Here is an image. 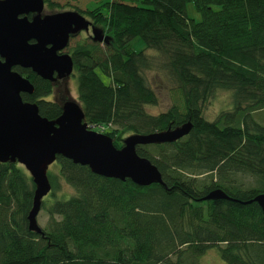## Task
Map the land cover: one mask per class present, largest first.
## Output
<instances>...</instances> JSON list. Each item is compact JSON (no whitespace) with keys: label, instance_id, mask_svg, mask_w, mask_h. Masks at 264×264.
Segmentation results:
<instances>
[{"label":"trees","instance_id":"1","mask_svg":"<svg viewBox=\"0 0 264 264\" xmlns=\"http://www.w3.org/2000/svg\"><path fill=\"white\" fill-rule=\"evenodd\" d=\"M54 1L43 0L50 9ZM189 3L199 21L187 15ZM77 12L109 37L106 44L89 35L68 49L89 129L117 149L131 134L191 129L173 143L136 147L163 185L103 178L57 156L56 173L47 171L41 234L28 230L30 176L0 163V264H200L213 248L225 264H264L263 211L243 204L264 194V122L254 115L264 112V0H89ZM149 50L176 83L182 109L145 110L158 102L144 76ZM13 71L34 87L23 102L57 119L62 106L48 99L52 82ZM217 91L231 93L232 108L208 121L204 105ZM59 179L74 193L57 198ZM214 190L229 200H205Z\"/></svg>","mask_w":264,"mask_h":264},{"label":"water","instance_id":"2","mask_svg":"<svg viewBox=\"0 0 264 264\" xmlns=\"http://www.w3.org/2000/svg\"><path fill=\"white\" fill-rule=\"evenodd\" d=\"M43 11V0H0V163L19 164L30 175L35 190L28 230L37 234L41 228L36 218L43 198L51 191L47 170L57 156L103 178L130 180L139 187L163 185L157 167L138 156L136 147L173 143L191 129V123H186L159 133L131 134L117 149L110 137L89 129L79 104L65 102L61 115L48 120L39 114L36 104L23 102L21 94L31 95L34 87L14 67L55 82L73 75L72 58L62 53L71 37L86 32L93 41L109 42V37L78 12L42 17ZM204 199L229 200L221 190L211 191ZM252 202L264 214V194L243 204Z\"/></svg>","mask_w":264,"mask_h":264},{"label":"rangeland","instance_id":"3","mask_svg":"<svg viewBox=\"0 0 264 264\" xmlns=\"http://www.w3.org/2000/svg\"><path fill=\"white\" fill-rule=\"evenodd\" d=\"M88 1L89 0H78L77 2H69L67 0H56L54 2L57 4V7L54 9H50L46 5H44V11L42 12L41 15L43 17L44 15L55 14V13H60V12H65V11H75V12H77V10L84 11ZM186 11H187V15L191 19H195L196 21L200 20V17L196 13L192 3L187 4ZM81 15L86 20L91 22L87 16L83 14ZM93 26L101 30L104 33V30L101 27L95 26V25ZM88 37H89L88 33L81 32V35L75 36L74 38L70 40L69 48H71V46L74 45L77 41L83 40L84 38H88ZM135 48L137 50L142 49L143 48L142 43L136 44ZM146 53L149 56L153 57L152 59L153 63H152V67L150 70L144 71V76L146 78L148 85L152 88L155 95L157 96L158 102L154 106L145 107V110L147 111V113L151 115H158L159 113L167 111L173 105L177 106L179 109H182L183 101H182V97L180 95V91L176 83L165 71L159 68L158 66L159 59L158 57H156L155 51L149 50V51H146ZM48 99L53 102L59 103L61 106L65 102H68V101L79 104L78 97H77L76 77L71 75L70 77L60 80L55 84L52 83V93L48 97ZM231 108H232L231 93L227 91H217L211 97V99L204 105L203 116L206 120L213 121L217 118V116L221 112L229 111ZM254 115L259 120L264 122V112L259 111ZM92 130L97 132L94 129ZM126 137L128 136L123 137V140ZM123 140H122V143H123ZM19 166L22 167V169H24L23 166L21 165ZM48 170L56 173L57 171L56 164L54 163L50 165L48 167ZM245 180H249V179L246 178ZM59 182H60L61 189L60 191L57 192V198H61L62 195L67 196V195L74 193L73 189L70 188L68 185H66L64 182H62L60 179H59ZM43 199H45V197ZM36 220H37V224L41 228H44L45 225L47 224L48 216L42 208L40 209ZM199 262L200 264H225L220 259L217 249H214V248L207 251V253L199 259Z\"/></svg>","mask_w":264,"mask_h":264},{"label":"flooded vegetation","instance_id":"4","mask_svg":"<svg viewBox=\"0 0 264 264\" xmlns=\"http://www.w3.org/2000/svg\"><path fill=\"white\" fill-rule=\"evenodd\" d=\"M79 35H81V32L79 33V34H77V35H75V36H79ZM88 35H89V33H88ZM75 36H73V38L75 37ZM72 38H70V40H71ZM69 43H70V41H69ZM69 48V45H68V47L62 52V53H68V49ZM69 54V53H68ZM60 80H63V79H59V80H56L55 82H52L53 84H55V83H57L58 81H60Z\"/></svg>","mask_w":264,"mask_h":264},{"label":"built area","instance_id":"5","mask_svg":"<svg viewBox=\"0 0 264 264\" xmlns=\"http://www.w3.org/2000/svg\"><path fill=\"white\" fill-rule=\"evenodd\" d=\"M100 130L102 131V130H103V128L101 127V128H100Z\"/></svg>","mask_w":264,"mask_h":264}]
</instances>
